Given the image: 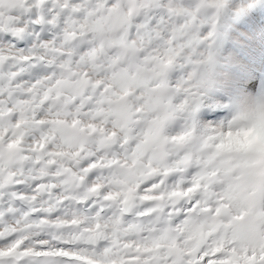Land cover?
Segmentation results:
<instances>
[{
    "label": "snow or ice",
    "instance_id": "6c2138e0",
    "mask_svg": "<svg viewBox=\"0 0 264 264\" xmlns=\"http://www.w3.org/2000/svg\"><path fill=\"white\" fill-rule=\"evenodd\" d=\"M253 7L0 0V264H264V147L219 110Z\"/></svg>",
    "mask_w": 264,
    "mask_h": 264
},
{
    "label": "rangeland",
    "instance_id": "374dc122",
    "mask_svg": "<svg viewBox=\"0 0 264 264\" xmlns=\"http://www.w3.org/2000/svg\"><path fill=\"white\" fill-rule=\"evenodd\" d=\"M241 2L231 0L232 4ZM254 2L255 7L246 13L239 17L227 15L221 21L224 71L229 78L240 81L239 96L264 94V9H260L261 0ZM253 83L255 86L250 87ZM206 118L215 117L207 115Z\"/></svg>",
    "mask_w": 264,
    "mask_h": 264
},
{
    "label": "clouds",
    "instance_id": "9594fccd",
    "mask_svg": "<svg viewBox=\"0 0 264 264\" xmlns=\"http://www.w3.org/2000/svg\"><path fill=\"white\" fill-rule=\"evenodd\" d=\"M262 102H264V94H248L234 101L230 107L219 109L224 113L220 120L225 123L222 132L226 142H230L233 146L252 143L255 146L264 147V117H259L254 122L240 118L242 113L254 112L256 107ZM221 103L229 104V101L225 99ZM234 118L238 119L239 123L233 128H228L226 126L227 123Z\"/></svg>",
    "mask_w": 264,
    "mask_h": 264
}]
</instances>
